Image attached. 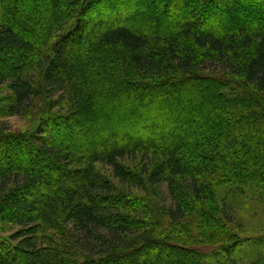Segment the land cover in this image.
<instances>
[{
    "label": "trees",
    "instance_id": "obj_1",
    "mask_svg": "<svg viewBox=\"0 0 264 264\" xmlns=\"http://www.w3.org/2000/svg\"><path fill=\"white\" fill-rule=\"evenodd\" d=\"M11 117L0 264H264V0H0Z\"/></svg>",
    "mask_w": 264,
    "mask_h": 264
},
{
    "label": "rangeland",
    "instance_id": "obj_2",
    "mask_svg": "<svg viewBox=\"0 0 264 264\" xmlns=\"http://www.w3.org/2000/svg\"><path fill=\"white\" fill-rule=\"evenodd\" d=\"M43 12L47 13L48 12L47 8L44 7ZM145 12H143V14ZM31 20L33 21V19H31ZM31 20H30V22H31ZM30 24H28V25H30ZM4 63L8 64L7 62H4ZM31 120L32 119H29V118L25 119V118H19V117H11V118H6V119H0V127L6 128V129H8L10 131H13V132H16V133L24 132V131L29 130L30 125L32 124ZM7 155L11 156L10 153H8ZM16 155L17 154L12 153V156H16ZM15 162H16L15 160H11V159H10V161H2V162H0V167L12 166V164H14ZM16 164H17V162H16ZM32 165L33 166L35 165L34 167H36L39 170H42V172L48 173V169H47L46 165H44V164L43 165L32 164ZM164 196L166 198L165 202L167 204H170V201L167 198V195H164ZM254 219H255L254 221H251V223L247 224L246 228L247 229H251V232H256L260 236V233L264 232V215L263 216L254 217ZM146 254L148 255L147 257H150L151 256V251L146 252ZM127 263L131 264L130 261H128Z\"/></svg>",
    "mask_w": 264,
    "mask_h": 264
}]
</instances>
